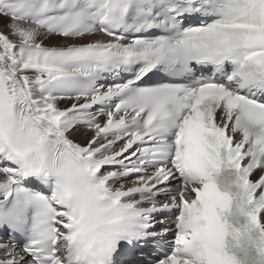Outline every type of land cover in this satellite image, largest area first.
I'll return each mask as SVG.
<instances>
[{"label": "snow or ice", "instance_id": "obj_1", "mask_svg": "<svg viewBox=\"0 0 264 264\" xmlns=\"http://www.w3.org/2000/svg\"><path fill=\"white\" fill-rule=\"evenodd\" d=\"M0 264H264V0H0Z\"/></svg>", "mask_w": 264, "mask_h": 264}]
</instances>
